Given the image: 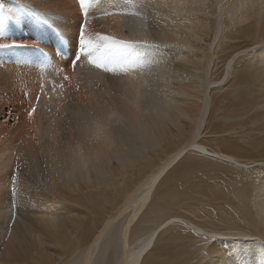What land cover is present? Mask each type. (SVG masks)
I'll return each mask as SVG.
<instances>
[{"label":"bare ground","instance_id":"obj_1","mask_svg":"<svg viewBox=\"0 0 264 264\" xmlns=\"http://www.w3.org/2000/svg\"><path fill=\"white\" fill-rule=\"evenodd\" d=\"M114 3L93 0L87 12L91 38L96 33L121 39L132 35L124 32V16L115 12ZM143 3H148L141 16L150 25V41L160 47L147 56L157 65L134 73L150 100L127 112L120 99L121 80L130 82L131 76L105 74L86 59L75 70L69 66L77 54L81 25L77 0H0V42L25 45L0 49V264H129L133 258L136 264H264V176L254 186L258 222L244 219L252 233L234 228L232 239H214L217 231L209 233L200 224L156 208L150 217L154 226L142 231L137 225L157 185L186 154L241 162L229 150L207 149L201 140L215 112L216 83L226 89L250 74L264 97V0ZM233 40L250 49L242 54L245 62L250 53L249 61L237 74L241 64L236 67L231 56L220 78L211 81L217 54ZM64 75L71 79L64 81ZM53 83L65 87H57L51 100L46 95L29 122L24 112L29 100L42 84L52 95ZM219 96L217 104L223 100ZM252 96L242 98V115L257 108L264 112V100ZM116 107L123 117L99 139L87 140L92 114ZM263 163L246 162L255 167ZM231 206L240 210L237 201ZM185 209L197 215L192 206ZM157 214L161 216L154 221ZM174 226L182 231L173 233L172 241L184 239L191 230L211 234L210 240L190 237L188 250L169 247L163 256H152L159 237Z\"/></svg>","mask_w":264,"mask_h":264},{"label":"rangeland","instance_id":"obj_2","mask_svg":"<svg viewBox=\"0 0 264 264\" xmlns=\"http://www.w3.org/2000/svg\"><path fill=\"white\" fill-rule=\"evenodd\" d=\"M225 46L226 47L224 52L219 53L220 55L217 54L216 56L217 59L215 62V69L213 68L214 71L212 70L211 81H214L215 79L218 80L220 78V73L222 74L223 72L226 59L228 60L231 56L233 58L235 57L234 62L235 64H237L235 66L238 67L241 64L240 68L238 67V69H236L237 71L240 70L238 71L240 73L237 74H241L242 67L245 66L244 64L249 61V58L251 56V54L248 52L249 54L246 55L247 61H243L242 54H245L250 49L246 51L245 46L241 43V41H229ZM238 79L239 81L237 80L235 83L233 82L231 87L226 89H220L217 83L214 87L212 86L213 98H220V93L221 97H223V100L220 99L219 104H217V101H215L216 99L214 98L215 108L213 109V111L215 112L212 114L214 117L211 115L208 122L206 135L201 141L207 149H215V147L218 146L222 151H231V153L234 154L236 158L241 157V160L238 158L241 162H238V164H236L235 162L228 163L227 160L220 158H210L204 154H186V157H184V159L181 160V162L177 164V166H175L171 171L168 172V176L166 175L167 177H163V179L160 181V183L152 193L151 200L146 206L143 215H141L143 217L144 214L147 213V216L144 217L145 219L139 217V221L141 222L137 223V225H139L138 227L143 228L142 231L146 230L145 228L153 223L150 217L154 216V213H152L154 212L153 210H155L154 208H156L155 211L162 210L160 212L161 214H176L178 216H183V219H188V221L190 220V222L193 224H200V226L203 227L206 231L209 230V233H211V231H217L219 234L213 237L214 239L224 236L231 238L229 234H231L232 231H230V229L234 228L249 232V229L245 224L246 218L249 220H254L256 221V223L258 222L256 208L254 207V197L256 193V187L254 188V186L257 185V182L260 179L259 177L264 176V167H255V165L249 166L252 164H246V162H251L253 160L261 161V159L264 160V112L261 108H257L256 110L254 109L249 112V114L247 113L246 115H242L246 112V110L244 108L245 105L241 104L240 102L241 100H243V97H250L251 95H253L252 97L255 98L259 97V101H263L264 97L262 93H257L259 87L256 80L250 74L249 76L246 75L245 79L243 78V80L242 78ZM228 104L230 106H228L227 108L226 105ZM217 107L220 108L221 112L220 110H218L219 112L215 110ZM233 116L238 117L236 118ZM215 125L220 128L215 129ZM230 125L234 126L231 127ZM213 130L217 132H214ZM212 143H216L217 145H212ZM242 165H245V167H242ZM187 182L190 183L189 186ZM190 189L193 190V192ZM110 193L112 192H108V194ZM209 195L213 196L211 197ZM225 195L226 198L231 202V204L225 198ZM179 198L181 201L179 200ZM182 198H184L185 200L183 201V203ZM214 198H216L217 200H215ZM232 198L234 201L232 200ZM236 201L240 210L242 209L241 211L231 206L234 205ZM242 201L243 203H241ZM178 203H180L179 206H177ZM185 206H192V209L197 212V215L190 214L185 209ZM241 206L244 207L242 208ZM242 211L246 212L248 216H245L246 213L244 214ZM199 215H201L202 217ZM160 216L161 215L157 214L154 221L159 220ZM152 226H154V224H152ZM185 226L188 227V225ZM188 229L191 230L190 226ZM181 231L182 230L176 226L171 227L170 229L165 231V233L159 237L157 243H155L156 245H154L152 256H163L164 254H166V252H168L169 247L170 249H174L175 251L182 250L184 248L185 250H188L192 244V239L196 241V239L198 238V242H208V240H210L209 237L211 234H200V232L194 230H191L192 232L187 233L188 237L185 235V238L182 239L183 241H172L170 239L171 236L174 235L173 233L178 234L181 233ZM249 233L252 232L250 231ZM193 236H196V238H193ZM254 238L256 239V237ZM187 242L190 246L187 244Z\"/></svg>","mask_w":264,"mask_h":264},{"label":"snow or ice","instance_id":"obj_3","mask_svg":"<svg viewBox=\"0 0 264 264\" xmlns=\"http://www.w3.org/2000/svg\"><path fill=\"white\" fill-rule=\"evenodd\" d=\"M79 8L81 10V25L78 35L77 54L74 55L73 60L70 63V67L75 70L78 63L82 59H86L88 64L94 69L103 72L105 74H111L114 77L122 78L131 76L130 82L121 80L123 96L120 98L123 102L124 110L130 112L134 107L140 108L143 106V102L147 99L144 95L142 86L136 79L134 73L141 67L144 60L139 54V50L142 48L159 47L157 44L150 42V35L148 34V27H143L140 30H133V34L127 39H121L108 34L96 33L95 38H91L88 35V19L87 12L93 3V0H77ZM114 14V13H109ZM136 15V13H131ZM11 17H9L10 19ZM48 23L47 20L44 21ZM4 39L3 34L0 33V40ZM25 45L12 42H0V49H10L15 47H23ZM71 77L68 75L63 76L64 81H69ZM57 87L61 90L65 85L60 83L59 85L53 83L51 93L48 95L45 90V85L40 86L38 94L34 100H29L30 106L24 109L25 115L29 122L32 121L34 115L37 112V105H40L44 97L47 95L51 100L52 96L56 94ZM78 90V89H77ZM63 95V92H61ZM123 117V113L120 107H116L113 111L111 109L94 113L89 120V128L86 139L91 141L92 139H99L106 131L112 128L113 122ZM19 119V117H17ZM83 156V152H80ZM15 177L13 176V183ZM129 264H136L135 258H133Z\"/></svg>","mask_w":264,"mask_h":264}]
</instances>
